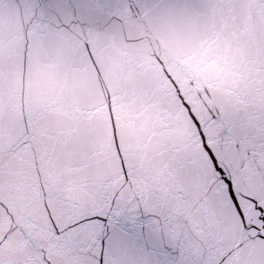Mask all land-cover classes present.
<instances>
[{"label": "snow or ice", "instance_id": "6c2138e0", "mask_svg": "<svg viewBox=\"0 0 264 264\" xmlns=\"http://www.w3.org/2000/svg\"><path fill=\"white\" fill-rule=\"evenodd\" d=\"M0 264H264V0H0Z\"/></svg>", "mask_w": 264, "mask_h": 264}]
</instances>
